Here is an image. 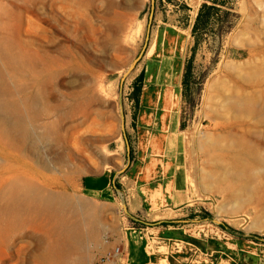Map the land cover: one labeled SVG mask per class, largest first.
Returning a JSON list of instances; mask_svg holds the SVG:
<instances>
[{"label": "rangeland", "instance_id": "obj_1", "mask_svg": "<svg viewBox=\"0 0 264 264\" xmlns=\"http://www.w3.org/2000/svg\"><path fill=\"white\" fill-rule=\"evenodd\" d=\"M200 1L0 0L5 98L19 101L27 128L11 134L0 121V210L18 176L87 201L96 214L82 242L63 249L47 223L13 224L0 211V264H96L121 247L126 196L112 202L93 186L105 174L125 176L142 157L161 90L178 94L190 183L189 207L165 216L225 224L264 245V163L251 179L225 177L220 162L242 154L250 163L229 137L264 134L257 118L224 106L233 91L264 85V0ZM214 1L209 25L194 34L202 6ZM208 137L210 147L201 146Z\"/></svg>", "mask_w": 264, "mask_h": 264}, {"label": "crops", "instance_id": "obj_2", "mask_svg": "<svg viewBox=\"0 0 264 264\" xmlns=\"http://www.w3.org/2000/svg\"><path fill=\"white\" fill-rule=\"evenodd\" d=\"M167 92L157 93V103L163 107L155 112V121L149 126L151 135L142 157L125 176L105 174L93 186L96 193L112 202L123 200L121 192L126 196L129 226L120 240L123 253L119 264H264L263 244L239 238L219 225L198 220L191 224L163 223L174 221L166 214L185 212L190 200L180 106L178 98L172 100L176 90ZM133 218L145 224L137 225Z\"/></svg>", "mask_w": 264, "mask_h": 264}, {"label": "bare ground", "instance_id": "obj_3", "mask_svg": "<svg viewBox=\"0 0 264 264\" xmlns=\"http://www.w3.org/2000/svg\"><path fill=\"white\" fill-rule=\"evenodd\" d=\"M170 38L172 37L170 36ZM7 56L11 61H15L17 57L15 54L10 53H7ZM263 72L264 71L262 70V73ZM7 93L8 88L2 78V71L0 69V121H3L7 125L11 134L23 136L26 134L27 130L25 120L26 117H24L19 101L14 98H5V94ZM177 98V92H175V94L173 93V102H176ZM224 106L231 109L233 112L235 111L234 113H246L247 115L249 114L254 118H257L261 127L264 128V85H262L259 89H255L254 85H250L249 87L243 86L240 89L233 91L232 95L226 99ZM163 119L165 120L166 118ZM231 130H233V128H230L228 132ZM231 134H227V137ZM236 135L238 134L236 133ZM236 135H233L232 137L230 136L229 138L236 142V144L234 143L235 145L238 143V145L240 144L242 146L243 150L239 149L240 153L242 151V153L248 154L251 162H246L247 159L244 160L242 154L232 156L231 160H228L229 162L224 159L223 161H220L221 164L226 167L223 174L225 177L231 175L235 177L246 174L249 175L251 179L255 177L257 178L262 173L264 163V134H259L260 136L258 135V137H254L255 135L251 136V134H248L250 136L240 135V137L239 135ZM210 138H212V136ZM210 138H205L200 142V145L207 147L209 144L211 145L212 142H210ZM242 189L248 190L249 188L242 186ZM5 197L7 198V204L3 206L0 211L4 212V214L6 213L11 218L13 224L28 222L37 224V227L41 228L46 226L47 223L52 227L54 234L53 237L55 236L57 244L63 249L81 243L84 236V225L87 221L96 217L95 208L91 203L87 201H77L67 195L49 193L32 180L24 177L22 178L17 176L9 184L5 191Z\"/></svg>", "mask_w": 264, "mask_h": 264}, {"label": "trees", "instance_id": "obj_4", "mask_svg": "<svg viewBox=\"0 0 264 264\" xmlns=\"http://www.w3.org/2000/svg\"><path fill=\"white\" fill-rule=\"evenodd\" d=\"M213 3L214 4L211 5V6H208L207 4L202 6V8L200 10V13H199V15L197 17V21L195 23L194 29H193V33L194 34L198 33V31H200V29L205 28V27H207L209 25V23H210V21L212 19V15L214 13H216V11H217V8H216V5H215L216 2L214 1ZM186 70H187L186 71V75H188V73L190 72V65L187 66ZM142 79H143V75H141L138 78V82L141 83ZM136 91H137V94L140 93L141 92L140 87H138ZM136 101H137L136 103H137V106H138L139 105V98L138 97H136ZM207 218H208V216H206V219ZM133 219H134L133 221L136 224H139V225L145 224V222L137 220V218H133ZM163 223L168 225V224H171L172 222H163ZM221 225H222L223 228L230 230L225 224H221Z\"/></svg>", "mask_w": 264, "mask_h": 264}, {"label": "built area", "instance_id": "obj_5", "mask_svg": "<svg viewBox=\"0 0 264 264\" xmlns=\"http://www.w3.org/2000/svg\"><path fill=\"white\" fill-rule=\"evenodd\" d=\"M121 247H115L109 251L106 255L101 256L96 264H119V259L122 256Z\"/></svg>", "mask_w": 264, "mask_h": 264}, {"label": "water", "instance_id": "obj_6", "mask_svg": "<svg viewBox=\"0 0 264 264\" xmlns=\"http://www.w3.org/2000/svg\"><path fill=\"white\" fill-rule=\"evenodd\" d=\"M126 210V212H128L127 211V209H125ZM137 220H139V219H137ZM141 221V220H140ZM143 222V221H142ZM215 223H217V224H219L220 222L219 221H215Z\"/></svg>", "mask_w": 264, "mask_h": 264}]
</instances>
